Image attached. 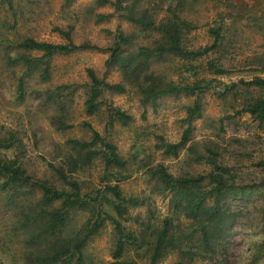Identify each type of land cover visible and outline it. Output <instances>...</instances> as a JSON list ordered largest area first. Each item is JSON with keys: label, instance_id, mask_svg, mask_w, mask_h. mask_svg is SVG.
Here are the masks:
<instances>
[{"label": "rangeland", "instance_id": "rangeland-1", "mask_svg": "<svg viewBox=\"0 0 264 264\" xmlns=\"http://www.w3.org/2000/svg\"><path fill=\"white\" fill-rule=\"evenodd\" d=\"M184 10L182 16L194 26L187 36L188 47L197 49L211 45L214 36L210 30L215 28L222 29L223 41L220 53H212L199 63V76L207 78L212 89L202 99L203 118L193 122L192 142L174 157L157 146L181 140L187 128V108L194 105L196 97L171 95L144 107L140 96L132 90L122 95L107 92L106 103L100 111L88 115L83 86L90 81L89 69L109 83L123 81L118 69L107 68L109 54L87 50L56 55L47 76L41 66L30 77H24L26 66L16 61L22 56H41V53H25L17 47L25 39L64 44L66 39L59 30L67 31L70 27H73L71 36L76 45L90 42L103 49L113 44L116 31L137 33V29L123 19L98 21L99 15L114 13L112 6H102L99 0H73L70 4L68 0H0V138L17 140L13 148L2 154L8 159H18L35 181H46L58 189L68 188L55 171L60 168L70 180L80 183L83 193H91L106 184L114 185L115 181L109 178L105 182L109 173L101 158L88 161L85 152H78L71 141H91L96 131L116 145L122 158L130 163L123 171L129 178L120 183L123 196L140 200L139 206L130 207L127 221L122 222L125 233L135 238L127 245L126 257L138 264H151L155 234L167 218L177 219L180 215L173 194L151 178L148 166L154 168L162 164L175 177L207 174L210 166L198 162L197 157L206 155L211 147L224 166L237 172L239 184L264 182V169L257 166L264 159L263 131L249 114L236 115L237 110L243 108L239 103L219 96L229 85L264 77V0H189ZM157 12V20L167 14L166 9ZM218 58L229 73H208V63ZM181 65L173 60L156 62L153 67L167 79L180 82L184 78L177 67ZM22 79L24 86L20 93ZM77 85L80 88L73 97L64 99L62 113V105L46 98L48 90H54V96H65L59 88ZM108 105L131 115L132 122L114 121ZM59 116L68 129H59ZM231 116L232 119H227ZM138 147L144 151L139 160H148L147 167L133 162ZM27 190L28 187L23 188V192ZM34 195L19 199L20 203L14 205L0 180V264H35L38 249H46L43 244L32 247L29 237L34 230L22 226V213L31 202L41 199L42 193L38 190ZM222 205L232 216L231 223L220 234L212 235L209 246L204 243L202 234L193 229L194 221L181 215V228L175 235L187 239L177 248L168 249L157 264H264L256 254L264 236V198L230 199ZM91 216L87 210L77 212L73 216L72 230L81 229ZM118 239L115 226L108 221L87 244L86 264L114 262Z\"/></svg>", "mask_w": 264, "mask_h": 264}, {"label": "trees", "instance_id": "trees-1", "mask_svg": "<svg viewBox=\"0 0 264 264\" xmlns=\"http://www.w3.org/2000/svg\"><path fill=\"white\" fill-rule=\"evenodd\" d=\"M71 1L73 0H68V4ZM188 3L189 0H116L114 2L99 0L102 6H112L114 13L99 15L98 21L123 19L138 32L127 34L121 30L116 31L113 44L103 49L90 42L76 45L71 36L73 27H70L67 31L59 30L66 39L64 44L25 39L17 47L25 53H41V56L34 58L22 56L16 61L17 63L22 61L26 66L24 77H30L41 66L44 67L43 71L47 76L53 57L56 55H70L87 50H102L109 54L106 61L107 68L118 69L123 81L109 83L106 78H100L94 70L89 69L90 81L83 86L88 115L100 111L106 103L107 92L122 95L132 90L140 96V102L144 107L171 95L188 94L196 97L194 105L187 108L185 120L187 128L181 140L177 143L163 142L157 146V149H164L166 155L177 157L180 151L192 142L193 122L203 118L202 99L212 89L210 81L199 76V63L205 61L212 53H220L223 41L222 29L215 28L210 30L214 36L211 45L197 49L187 46V36L194 28L193 23L182 16ZM159 9H166L167 14L157 20ZM144 40L147 41L144 43ZM173 60L182 64L177 67L184 78L180 82L167 79L163 73L153 67L156 62L166 63ZM220 61L218 58L208 63L209 74L229 73ZM23 81L24 79L20 80V93L23 91ZM240 83L227 86L225 92L219 96L221 99L231 98L239 103L243 108L237 110L236 115L249 114L257 123L258 129L264 133V77H255L250 82ZM79 88L78 85L59 88L58 91H62L65 96L62 94L54 96V90H48L46 98L51 101L54 99L62 105V113L65 111L64 99L67 101L68 98H72ZM108 112L114 121L129 124L133 120L131 115L113 105H108ZM232 118L231 116L227 119ZM57 123L61 131L69 128L62 116H59ZM16 142L13 137L0 138V180L2 189L9 191V201L14 205L19 204V199L28 195L35 196L38 190L42 193L41 199L31 202L27 205L29 208L22 213L24 216L22 226L37 231H32V237H29L32 247H40L42 244L46 247L44 250L41 247L38 249L39 256L36 257L35 264H86L87 244L101 232L108 221L113 223L119 236L114 262L111 264H138L126 257L127 245L135 241V238L125 233L122 222L127 221L130 207L139 206L140 200L123 196L120 183L129 178L128 175L123 174V171L130 163L122 158L117 146L108 142L96 131L93 132L91 141H71V144L79 149L78 152H85L88 161L101 158L109 173L104 179L105 182L109 178L115 181L114 185L106 184L100 190L83 193L80 183L70 180L60 168L55 171L68 188L58 189L46 181H35L18 159H8L2 154V151L13 148ZM143 152L138 147L133 162L147 167L148 160H139ZM218 157L219 154L211 147H208L206 155H199L197 161L206 162L211 170L207 174L198 176L175 177L162 164L154 168L148 166V174L151 178L155 179L164 190L173 194V202L180 213L177 219L167 218L162 228L155 234L151 264H157L168 249L177 248L187 239L175 235V231L181 228V215L194 221L193 229L202 234L204 243L209 246L212 235L220 234L222 229L231 223L232 216L224 210L223 202L230 199L264 198V182L239 184L237 172L224 166ZM257 166L264 169V159L258 162ZM25 187L29 188L28 192H23ZM209 202L210 206H208ZM86 210L91 213V218L81 229L73 231V216L79 211ZM256 254L264 260V236Z\"/></svg>", "mask_w": 264, "mask_h": 264}]
</instances>
